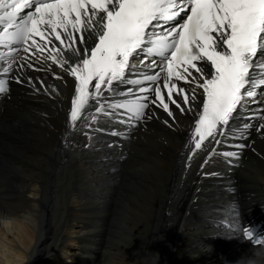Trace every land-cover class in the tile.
<instances>
[{"label":"bare ground","instance_id":"bare-ground-1","mask_svg":"<svg viewBox=\"0 0 264 264\" xmlns=\"http://www.w3.org/2000/svg\"><path fill=\"white\" fill-rule=\"evenodd\" d=\"M53 73L66 77L55 65L51 72L25 65L21 79L35 86L11 82L0 101V219L15 222L0 225V253L27 256L29 264H264V248L243 245L236 230L244 216L264 217V122L240 116L258 103L231 122L234 129L251 122L244 138L229 137L207 163L209 153L198 151L189 166L190 115L175 105L177 121L150 106L148 116L157 115L128 131L101 116L93 125L102 132L84 128L66 147L71 91ZM235 141L247 146L229 149Z\"/></svg>","mask_w":264,"mask_h":264},{"label":"snow or ice","instance_id":"snow-or-ice-1","mask_svg":"<svg viewBox=\"0 0 264 264\" xmlns=\"http://www.w3.org/2000/svg\"><path fill=\"white\" fill-rule=\"evenodd\" d=\"M25 65L48 72L55 65L73 78L53 73L71 91L66 147L72 133L94 130L101 116L136 127L157 115L147 114L154 106L177 121L175 105L190 115L189 166L198 151L209 153L207 163L229 137L242 139L253 126L232 128L239 109L258 103L249 121L264 122V99H258L264 97V0H0V96L11 82L35 86L32 78L21 79ZM144 68L154 71H139ZM46 87L62 95L57 86ZM244 235L264 245L246 229Z\"/></svg>","mask_w":264,"mask_h":264},{"label":"clouds","instance_id":"clouds-1","mask_svg":"<svg viewBox=\"0 0 264 264\" xmlns=\"http://www.w3.org/2000/svg\"><path fill=\"white\" fill-rule=\"evenodd\" d=\"M0 225L11 229L14 227V222L8 219H0ZM257 255H262V253H257ZM0 264H29V258L11 251H4L0 253ZM249 264H255V262L250 261Z\"/></svg>","mask_w":264,"mask_h":264},{"label":"rangeland","instance_id":"rangeland-1","mask_svg":"<svg viewBox=\"0 0 264 264\" xmlns=\"http://www.w3.org/2000/svg\"><path fill=\"white\" fill-rule=\"evenodd\" d=\"M14 222V221H13ZM15 223V222H14ZM210 223L212 224V225H216L217 223H218V225L220 224V220H211L210 221ZM249 259H251V257L249 256ZM241 260V261H240ZM226 261V260H225ZM241 262V263H240ZM239 263L240 264H246V263H248V260L247 259H245V260H242V259H239ZM89 264V263H88Z\"/></svg>","mask_w":264,"mask_h":264}]
</instances>
